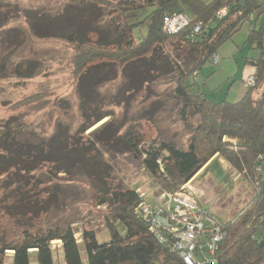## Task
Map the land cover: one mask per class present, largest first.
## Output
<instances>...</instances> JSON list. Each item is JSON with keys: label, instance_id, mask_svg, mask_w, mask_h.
I'll list each match as a JSON object with an SVG mask.
<instances>
[{"label": "rangeland", "instance_id": "1", "mask_svg": "<svg viewBox=\"0 0 264 264\" xmlns=\"http://www.w3.org/2000/svg\"><path fill=\"white\" fill-rule=\"evenodd\" d=\"M5 1L9 7L0 11V17L8 21L0 30V135L34 146L49 142L53 136H68L80 144L81 151H73L72 158L84 159L85 166L73 160L58 165L57 171L53 164H46L35 175L43 195L48 194L47 200L52 202L47 228L54 233L71 229L87 264L85 231H93L99 244L111 241L106 220L111 212L99 205V190L107 186L141 191L149 203L162 194L160 180L147 170L144 157L130 151L125 136L138 133L143 139L140 149L155 141L188 149L199 117L184 118L185 103L177 97L175 65L187 70L199 60L200 53L174 42L149 61L123 72L118 66L103 64L78 79L72 64L77 46L110 36L114 26L121 24L117 10L124 0H114L115 6L105 8L72 0ZM168 9L176 11L178 6ZM263 25L264 18L245 24L225 42L218 50L220 64L207 63L190 94L202 93L213 102H239L247 92L244 83L256 76L262 54L258 42L249 41L250 31ZM141 31L136 32L137 39L147 33L145 28ZM30 74L33 77L27 78ZM262 94L264 84L253 97L259 99ZM102 114L110 117L83 134L84 122ZM203 169L188 184L189 191L222 226L234 222L246 212L256 189L226 160L214 162L205 172ZM115 225L125 233L120 223ZM52 249L55 264H65L62 243L52 242ZM12 259L8 252L5 264H13ZM31 264H37L34 253Z\"/></svg>", "mask_w": 264, "mask_h": 264}, {"label": "trees", "instance_id": "2", "mask_svg": "<svg viewBox=\"0 0 264 264\" xmlns=\"http://www.w3.org/2000/svg\"><path fill=\"white\" fill-rule=\"evenodd\" d=\"M72 2L95 3L104 8L115 6L114 0ZM173 4H177L178 10L169 11ZM230 5L234 7L225 19L217 21L201 38L192 39L194 23H208L217 11ZM122 6L117 10L121 24L114 26L110 36L77 46L72 60L77 78L83 79L87 72L103 64L118 66L123 72L131 65L149 61L158 50L174 42L198 51L200 57L193 67L183 70L179 64L175 65L179 75L177 97L185 103L184 118L199 117L188 149H179L165 141H155L140 149L143 139L133 132L125 136V143L130 151L144 157L145 167L160 180L163 190L172 193L179 192L212 161L211 166L216 157L226 160L253 187L255 181L260 180L262 189L254 187L257 193L246 212L223 226L226 236L217 264H264V94L259 99L253 97V92L264 84V25L259 30H251L249 35V41H257L262 52L256 64V87L248 89L236 103L227 99L213 102L202 93L189 92L211 56L246 24L248 15L256 7L255 1L124 0ZM8 7L9 3L0 0V11ZM180 13L188 16L192 24L183 33L168 36L163 29L166 17ZM7 25L8 21L0 17V30ZM143 28L147 33L137 39L136 32L141 33ZM32 77L30 74L27 78ZM189 80L192 84H188ZM109 117L102 114L90 118L83 124V134ZM2 137L0 135V264H5L8 252L13 254V264H31L33 253L37 264H55L54 241L62 243L65 264H84L71 229L54 233L47 228V213L52 202L47 200L48 194L43 195L35 175L46 164H53L59 171L58 165L72 163L73 151H81L80 144L73 143L68 136H53L49 142L38 146L18 142L16 137ZM231 140H236V145ZM77 160L86 165L84 159ZM99 192V205L107 206L111 212L106 218L111 241L99 244L93 231H85L87 264H185L178 254L159 243L136 213L141 202L137 190L105 186ZM115 222L124 227V234Z\"/></svg>", "mask_w": 264, "mask_h": 264}, {"label": "built area", "instance_id": "3", "mask_svg": "<svg viewBox=\"0 0 264 264\" xmlns=\"http://www.w3.org/2000/svg\"><path fill=\"white\" fill-rule=\"evenodd\" d=\"M254 1L256 7L246 19V24L249 25L264 18V0ZM233 7L230 5L221 8L208 23H194L192 39L201 38L217 21L225 19ZM191 24L192 21L188 16L180 13L167 16L163 29L167 35H173L186 30ZM220 61L218 53H215L209 62L218 66ZM256 84L257 77L250 76L244 86L246 89H251L256 87ZM258 169L260 172L261 167ZM188 184L190 185V182ZM188 184L177 193L162 190L161 196L152 203L145 200L144 192L138 191L141 202L136 213L148 225L149 232L159 243L166 246L170 252L178 254L185 264H217L220 246L226 232L218 219L198 203L197 198L189 191ZM254 187L261 191L262 182L256 180Z\"/></svg>", "mask_w": 264, "mask_h": 264}, {"label": "crops", "instance_id": "4", "mask_svg": "<svg viewBox=\"0 0 264 264\" xmlns=\"http://www.w3.org/2000/svg\"><path fill=\"white\" fill-rule=\"evenodd\" d=\"M244 87H245V86H244ZM245 89H246V88H245ZM246 90H248V89H246ZM214 159H215L216 161H218V160H220V159H222V158H220V157H219V158L216 157V158H214ZM214 159H213V161H214ZM216 161H215V162H216ZM211 163H212V161H211V162H210V163H209V164L203 169V171H204V170L206 171V170L209 168V166H210ZM205 171H204V172H205Z\"/></svg>", "mask_w": 264, "mask_h": 264}]
</instances>
